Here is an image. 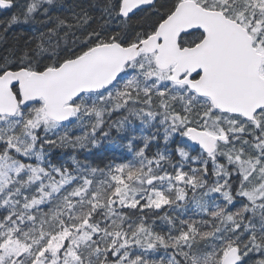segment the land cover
<instances>
[{"label":"snow or ice","instance_id":"1","mask_svg":"<svg viewBox=\"0 0 264 264\" xmlns=\"http://www.w3.org/2000/svg\"><path fill=\"white\" fill-rule=\"evenodd\" d=\"M0 264H264V0H0Z\"/></svg>","mask_w":264,"mask_h":264}]
</instances>
